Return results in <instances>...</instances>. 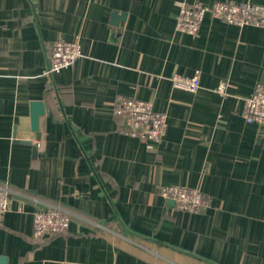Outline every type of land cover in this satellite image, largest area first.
<instances>
[{
  "label": "crops",
  "instance_id": "1",
  "mask_svg": "<svg viewBox=\"0 0 264 264\" xmlns=\"http://www.w3.org/2000/svg\"><path fill=\"white\" fill-rule=\"evenodd\" d=\"M214 1L0 0L4 264H264V129L243 117L264 83V28L206 15L194 36L175 29L177 2ZM57 39L82 55L47 75ZM174 74H197L198 90L173 88ZM119 97L166 114L160 142L125 132ZM32 101L45 106L37 131ZM167 185L198 188L211 206L180 210ZM52 205L69 227L36 238L33 214Z\"/></svg>",
  "mask_w": 264,
  "mask_h": 264
},
{
  "label": "built area",
  "instance_id": "2",
  "mask_svg": "<svg viewBox=\"0 0 264 264\" xmlns=\"http://www.w3.org/2000/svg\"><path fill=\"white\" fill-rule=\"evenodd\" d=\"M178 14L175 29L189 35L199 32L201 23L206 15L222 20L235 26L252 25L264 28V4L253 2H231L215 0L211 4L201 2H177ZM82 55L78 41L57 39L52 43L47 55L45 74L52 75L71 66ZM171 85L194 93L200 86L199 76L174 74ZM220 93L226 90L222 82L218 87ZM114 113L121 117L125 132L142 142L156 144L160 142L166 131L167 116L164 112L155 110L149 100L136 97H119L114 102ZM243 117L247 123H254L264 129V83L257 82L248 98L245 100ZM11 190L0 185V216L9 207ZM161 195L172 200L175 206L190 213L200 214L211 206L210 196L198 188L180 185H167L161 189ZM71 221V213L57 205L44 210H36L33 214V236L42 238L61 234L67 231Z\"/></svg>",
  "mask_w": 264,
  "mask_h": 264
},
{
  "label": "water",
  "instance_id": "3",
  "mask_svg": "<svg viewBox=\"0 0 264 264\" xmlns=\"http://www.w3.org/2000/svg\"><path fill=\"white\" fill-rule=\"evenodd\" d=\"M31 111H30V124L31 130L37 131L39 128V118L41 115L45 113V106L42 101H32L31 104ZM1 263L4 264V258H0Z\"/></svg>",
  "mask_w": 264,
  "mask_h": 264
}]
</instances>
